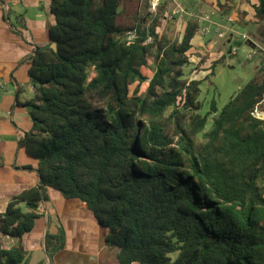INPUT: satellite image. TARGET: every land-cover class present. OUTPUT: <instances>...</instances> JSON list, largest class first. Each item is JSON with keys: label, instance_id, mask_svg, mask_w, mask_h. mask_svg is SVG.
Masks as SVG:
<instances>
[{"label": "trees", "instance_id": "16d2710c", "mask_svg": "<svg viewBox=\"0 0 264 264\" xmlns=\"http://www.w3.org/2000/svg\"><path fill=\"white\" fill-rule=\"evenodd\" d=\"M122 1L50 0L49 43L28 58L32 124L19 139L39 182L10 199L0 232H29L53 188L92 212L118 264H264V118L254 114L264 63L220 110L213 99L200 113L202 79L184 77L198 20L158 32ZM242 1L264 19V0ZM216 2L228 18L237 8ZM14 20L25 29L22 14ZM64 242L61 226L45 234L50 264ZM26 259L21 244L0 245V264Z\"/></svg>", "mask_w": 264, "mask_h": 264}, {"label": "crops", "instance_id": "0c3cea01", "mask_svg": "<svg viewBox=\"0 0 264 264\" xmlns=\"http://www.w3.org/2000/svg\"><path fill=\"white\" fill-rule=\"evenodd\" d=\"M202 1L217 7L216 0ZM49 6L50 0H0V217L14 195L39 182L37 159L26 153L19 139L32 124L24 106L32 96L28 58L34 54L35 46L49 43L48 28L54 23ZM180 11L182 8L175 15L180 17ZM19 14L25 19V29H20L14 20ZM48 195L49 199L39 204L33 228L19 240L0 232L2 247L19 243L27 252L25 264H48L44 236L61 226L64 247L54 254L51 264H118V248L105 243L107 230L97 224L79 199L64 198L53 188L48 189Z\"/></svg>", "mask_w": 264, "mask_h": 264}, {"label": "rangeland", "instance_id": "374dc122", "mask_svg": "<svg viewBox=\"0 0 264 264\" xmlns=\"http://www.w3.org/2000/svg\"><path fill=\"white\" fill-rule=\"evenodd\" d=\"M123 0L120 8L128 17H143L147 26L155 24L156 30H167L171 34H180L188 19H197L199 30L193 38L190 50V63L184 67V77L202 79L199 100L205 113L214 99L220 110L228 99L254 76L261 74L264 63V19L253 18L252 6L242 0H236L237 8L230 17L220 14L215 5H207L202 0ZM180 11V17L174 15ZM173 16L177 19L173 20ZM179 17V18H178ZM221 34V35H220ZM246 36V37H245ZM200 45L196 44V41ZM215 63L210 74L211 62ZM152 67L145 68L150 76ZM207 76V77H206ZM146 82L141 90H144ZM254 114L264 118V111L258 106ZM212 116L208 118L206 130L210 127Z\"/></svg>", "mask_w": 264, "mask_h": 264}, {"label": "water", "instance_id": "95a60500", "mask_svg": "<svg viewBox=\"0 0 264 264\" xmlns=\"http://www.w3.org/2000/svg\"><path fill=\"white\" fill-rule=\"evenodd\" d=\"M50 47L56 51V50H57V44H56V42H51V43H50ZM37 49H38V46H35V51H36ZM35 51H34V53H35ZM25 134H26V132L24 133V135H25ZM48 264H50L49 261H48Z\"/></svg>", "mask_w": 264, "mask_h": 264}, {"label": "built area", "instance_id": "2783aa9c", "mask_svg": "<svg viewBox=\"0 0 264 264\" xmlns=\"http://www.w3.org/2000/svg\"><path fill=\"white\" fill-rule=\"evenodd\" d=\"M155 1L157 2V1H159V0H155ZM228 20H229V21H232V18L229 17ZM132 34H133V32H132ZM220 35H221V34H220ZM245 37H246V36H245ZM148 40H151V37H148V38H147V41H148ZM254 110H255V109H254ZM255 116H257V115H255ZM257 117H258V116H257Z\"/></svg>", "mask_w": 264, "mask_h": 264}]
</instances>
